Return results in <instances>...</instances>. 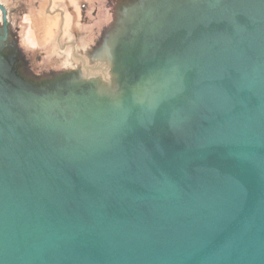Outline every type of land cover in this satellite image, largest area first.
Segmentation results:
<instances>
[{"label":"water","instance_id":"1","mask_svg":"<svg viewBox=\"0 0 264 264\" xmlns=\"http://www.w3.org/2000/svg\"><path fill=\"white\" fill-rule=\"evenodd\" d=\"M81 8L0 0V264H264V0Z\"/></svg>","mask_w":264,"mask_h":264},{"label":"rangeland","instance_id":"2","mask_svg":"<svg viewBox=\"0 0 264 264\" xmlns=\"http://www.w3.org/2000/svg\"><path fill=\"white\" fill-rule=\"evenodd\" d=\"M5 2H7L10 5H21L24 4L25 6L31 8L34 5V2H38V4L40 3V1H42V13L40 14V16L36 17L33 16L32 20L31 17H23V23L27 25V33H26V40L27 43H29L30 45H38V43H36L34 41V39L36 40L37 38L44 41V39L46 40L48 37L52 36L54 33H57L58 35L56 36V38L60 35L62 29L63 31H67L69 30V28L71 27V22L72 20H74L75 22V27L80 25V22L82 21V14L79 12L78 15H75V18H71L70 22H68V18L65 19L66 13L64 11H62L61 15L64 18V20L66 21L65 26L64 24H62L61 26L59 25V14L61 12L60 9L56 8L57 7V0H4ZM73 1V0H71ZM79 0H77L78 2ZM83 1V0H82ZM86 1V0H85ZM88 4V3H87ZM81 9V8H80ZM34 8L30 11H33ZM60 10V11H59ZM36 11V10H35ZM55 16V17H54ZM40 18V19H38ZM42 24V26H41ZM47 24V25H46ZM32 26V27H31ZM45 26V27H44ZM64 26V28H63ZM31 27V29H30ZM56 29V31H55ZM58 30V31H57ZM38 34L34 35V34ZM55 38V39H56ZM54 39V40H55ZM40 40H37L39 42H42ZM52 40V41H54Z\"/></svg>","mask_w":264,"mask_h":264},{"label":"flooded vegetation","instance_id":"3","mask_svg":"<svg viewBox=\"0 0 264 264\" xmlns=\"http://www.w3.org/2000/svg\"><path fill=\"white\" fill-rule=\"evenodd\" d=\"M56 3L58 4L56 8L61 10V12L59 14V25L61 26L62 24H64V26H65L66 21L64 20L63 17L65 16V19L68 18V22H70L71 18L76 19L75 18L76 14L78 15L79 12L82 14V8L81 7L84 6L85 0H83V1L79 0L78 2H77V0H73V1H71V0H57ZM12 7L21 16H23L25 18H27V17L30 18L31 17V20H32L33 16H36V17L40 16V14L42 13L41 11H42L43 5H42V1H40L39 4H38V2H34V5L31 8L25 6L24 4L13 5ZM33 8H34V10L30 11ZM62 11H64L66 13V15H64L63 17H62V15H63ZM61 13H62V15H61ZM38 19H40V18H38ZM41 26H42V24H41ZM64 26H63V28H64ZM31 27H30V29H31ZM72 27H75L74 20H72V22H71V27L70 28H72ZM55 31H56V29H55ZM57 33H54L52 36L48 37L46 40L44 39V41H42V40H40L38 38L36 40H34V41L36 43L42 45V46H45L50 41H52V40H54L56 38V36L58 35ZM37 40H40L42 42H39Z\"/></svg>","mask_w":264,"mask_h":264},{"label":"trees","instance_id":"4","mask_svg":"<svg viewBox=\"0 0 264 264\" xmlns=\"http://www.w3.org/2000/svg\"><path fill=\"white\" fill-rule=\"evenodd\" d=\"M46 25H47V24H46ZM44 27H45V26H44ZM34 35H37V36H38V34H36V33H35ZM34 40H35V39H34Z\"/></svg>","mask_w":264,"mask_h":264}]
</instances>
